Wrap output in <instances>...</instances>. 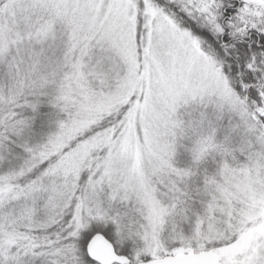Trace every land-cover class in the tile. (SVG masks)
I'll return each mask as SVG.
<instances>
[{"label": "snow or ice", "instance_id": "1", "mask_svg": "<svg viewBox=\"0 0 264 264\" xmlns=\"http://www.w3.org/2000/svg\"><path fill=\"white\" fill-rule=\"evenodd\" d=\"M0 264H264V0H0Z\"/></svg>", "mask_w": 264, "mask_h": 264}]
</instances>
